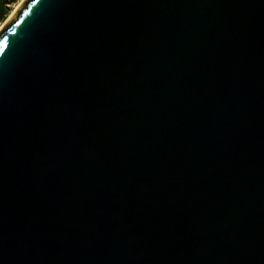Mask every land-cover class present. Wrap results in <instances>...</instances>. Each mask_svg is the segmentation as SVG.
Returning a JSON list of instances; mask_svg holds the SVG:
<instances>
[{
	"label": "water",
	"instance_id": "95a60500",
	"mask_svg": "<svg viewBox=\"0 0 264 264\" xmlns=\"http://www.w3.org/2000/svg\"><path fill=\"white\" fill-rule=\"evenodd\" d=\"M0 264H264V0H25Z\"/></svg>",
	"mask_w": 264,
	"mask_h": 264
},
{
	"label": "trees",
	"instance_id": "16d2710c",
	"mask_svg": "<svg viewBox=\"0 0 264 264\" xmlns=\"http://www.w3.org/2000/svg\"><path fill=\"white\" fill-rule=\"evenodd\" d=\"M18 0H0V23L6 18L9 13V6Z\"/></svg>",
	"mask_w": 264,
	"mask_h": 264
},
{
	"label": "rangeland",
	"instance_id": "374dc122",
	"mask_svg": "<svg viewBox=\"0 0 264 264\" xmlns=\"http://www.w3.org/2000/svg\"><path fill=\"white\" fill-rule=\"evenodd\" d=\"M25 0H18L17 2H15L14 4L9 6V13L6 16V18L0 23V29H2L6 23V21L9 19V17L11 15L14 14V12H16L17 9H19L18 7H20V5H22V3H24ZM1 31V30H0Z\"/></svg>",
	"mask_w": 264,
	"mask_h": 264
},
{
	"label": "bare ground",
	"instance_id": "6f19581e",
	"mask_svg": "<svg viewBox=\"0 0 264 264\" xmlns=\"http://www.w3.org/2000/svg\"><path fill=\"white\" fill-rule=\"evenodd\" d=\"M18 8H19V7H18ZM14 13H15V12H14ZM12 16H13V15H11V16L9 17V19L6 21V23L10 20V18H11ZM6 23H5V24H6ZM0 30H1V29H0Z\"/></svg>",
	"mask_w": 264,
	"mask_h": 264
}]
</instances>
